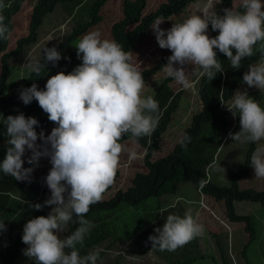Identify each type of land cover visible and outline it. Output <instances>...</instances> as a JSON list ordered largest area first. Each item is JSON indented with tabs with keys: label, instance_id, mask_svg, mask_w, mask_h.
Segmentation results:
<instances>
[{
	"label": "clouds",
	"instance_id": "obj_1",
	"mask_svg": "<svg viewBox=\"0 0 264 264\" xmlns=\"http://www.w3.org/2000/svg\"><path fill=\"white\" fill-rule=\"evenodd\" d=\"M214 0H206L200 14L182 23L173 24L168 30L160 25L165 22L157 17L152 30L161 49L172 55L162 67L167 77L184 89L192 88L185 66H197L200 75L208 80L224 72L217 59L218 49L231 62L233 69L241 67V61L254 55V47L264 42V2L242 0L243 12L224 9V15L214 11ZM5 4L0 0V9ZM6 17L0 15V40L11 35ZM209 24L218 35L210 38L206 33ZM82 63L71 73L60 72L51 76L45 90H38L33 83L20 90L19 99L29 105L33 100L55 125L51 133L37 134V119L23 113L8 116L6 132L9 137L5 158L0 162V172L17 181L31 182V174L41 158H48L52 167L45 178L51 196L43 204H28L35 211L51 207L47 217L28 220L23 228L22 242L28 247L24 255L35 264H97L99 250L81 256L76 248L83 246L92 225L85 218L92 205L103 201L107 190L114 185L121 157L128 160L139 158L135 143L140 137H150L159 124L158 102L152 96H144L146 87L139 62L133 61V53L124 51L114 40L101 39V33L85 34L75 47ZM235 52V54H234ZM62 59L56 47L43 50L45 63L29 62L25 66L40 74L46 63L54 67ZM67 59V57H64ZM174 65H178L175 67ZM243 84L264 92V59L249 65L243 75ZM233 117L239 116L241 130L229 132V138L241 143L258 145L252 153L250 165L255 177L264 179V108L248 95L247 90H237L226 106ZM130 136L135 143L132 148L121 143ZM42 141L37 144V140ZM190 137L184 135L179 143L183 146ZM31 155L24 168L22 157ZM198 183L203 186L206 181ZM79 225L64 239L70 223ZM0 231H6L0 222ZM157 235L149 236L153 247L175 251L204 234V226L194 217L191 209L183 217L167 216L163 228H156Z\"/></svg>",
	"mask_w": 264,
	"mask_h": 264
},
{
	"label": "trees",
	"instance_id": "obj_2",
	"mask_svg": "<svg viewBox=\"0 0 264 264\" xmlns=\"http://www.w3.org/2000/svg\"><path fill=\"white\" fill-rule=\"evenodd\" d=\"M24 1L3 0L5 7L0 9V15L6 17L5 23L8 25L10 33L13 29V17L19 12ZM107 1L34 0L31 5L28 35L20 38L16 42L15 48L10 52H6L8 39L0 40V162L5 158L9 147L7 143L9 137L6 132L7 117L23 113L26 118H35L33 112L35 100L29 105H25L19 99L20 90L31 87L33 83L38 85V90H45L46 82L51 76L60 72L67 75L73 71L72 58L74 53L72 52L71 44L75 39L102 21L101 9ZM148 1L124 0L122 2L121 17L112 24L110 37L111 40L119 43L124 51H131L135 45L147 36L157 17H163L167 20L198 0H166L154 10L146 12ZM233 1L219 0V9L215 11L217 15L222 17L224 9L243 12L242 4L233 8ZM57 7L61 8L72 22V27L63 40L57 45L51 46V48H57L61 53L62 59L57 62L55 67L51 63H46L38 76L30 72L23 85L19 89L14 90L11 81H9L11 75L10 60L21 55L25 48L38 41V30L45 19ZM218 34V31H213L209 24L207 35L210 38H214ZM214 51L217 53V59L221 62L224 72L217 73L212 81L208 80L206 76H200L197 80L196 94L200 99L201 109L192 115L190 123L182 133V137L187 135L190 140L183 146L179 142L176 143L167 155L152 161L154 153L159 149L160 137L167 129L179 99L178 92L175 93L170 87L171 79H165L157 86L153 98L159 105L158 115L160 119L158 127L150 137H140L136 141L144 150L143 164L146 172L135 173L127 189L118 190L110 199L91 206L85 218L92 227L85 236L83 246L76 245L81 256L99 250L97 264H121L125 254L121 253L119 246L128 245L130 239L141 236L140 232L153 224L158 215H151L146 220L140 219V222H142L134 227L133 232H131L130 227L128 229L120 227V233L111 224L115 212L123 206H138L149 198L159 199L165 195L174 196L179 183H195L199 186L201 194L223 203L225 215L230 223L244 224V232L248 233L249 240L243 245L240 256L245 264H251L245 257V250L252 238L254 239L251 217L237 214L234 204L237 202H251L257 203L264 208V190L241 189L239 186V181L249 175L251 169L250 160L252 153L256 149V144L246 143L242 164L232 174L229 185L218 186L213 184L211 179L205 175L203 168L208 166V170L215 162L229 137V131L224 124L223 127L216 129L215 131L217 132L212 135L204 133V129L218 122L223 123L226 113L221 109L222 105L231 100L232 95L243 81V75L248 70L249 65H254L264 59V42H260L254 47V55L252 57L241 61L239 69H233L231 62L218 49H214ZM64 57H67V59H64ZM167 58L163 57L160 64L153 69L142 71L144 81H146L148 76L161 70L166 65ZM37 61L42 64L45 63L43 55ZM254 100L256 101L257 99ZM257 102L264 108V94ZM38 122L39 126L35 128L36 132L55 126L54 123L48 120L47 114ZM129 139L132 138L126 136L120 142L122 143ZM193 142L196 144L200 142L198 146L201 150H198L197 146L193 145ZM4 144H7V147H4ZM30 167L31 165H27L25 168ZM202 179L206 181L203 186L198 183ZM50 196V190L44 187L40 179L37 181L31 180L30 183L27 181L22 182L0 172V222H3L6 227V231H0V264H13L20 255L21 249L28 247L22 242L23 228L28 220L40 216L47 217L49 214L51 207H44L41 211H35L23 201H28L33 205L37 203L43 204ZM154 210L158 212L160 210L159 206ZM77 227L79 225L75 223L74 216L73 222L61 233V239L71 235ZM214 234V238H217L218 233ZM147 246V248L142 250L135 247L137 250L134 254L139 256L146 255L150 249L149 245ZM217 247L221 264H237L235 259L230 256L227 241L223 246L218 244ZM110 253H115V255L110 256ZM209 258L212 262L219 263L213 256ZM193 263L194 261L189 259L177 261L173 264ZM29 264H35V261Z\"/></svg>",
	"mask_w": 264,
	"mask_h": 264
},
{
	"label": "rangeland",
	"instance_id": "obj_3",
	"mask_svg": "<svg viewBox=\"0 0 264 264\" xmlns=\"http://www.w3.org/2000/svg\"><path fill=\"white\" fill-rule=\"evenodd\" d=\"M33 1L34 0H25L19 12L13 17V29L8 38L6 52L12 51L16 46V42L20 38L28 35L29 17ZM123 1L124 0H108L101 9L102 21L90 28L85 34L98 31L101 33V39L111 40L110 28L112 24L121 17V5ZM165 1L166 0H149L145 11L150 12ZM262 2H264V0H262ZM205 3L206 0H198L181 12L165 20V22L160 25V28L166 31L170 29L173 24L182 23L187 18L200 14ZM214 3V11H216L219 9V0H214ZM239 4H242V0H234L233 8ZM152 26L147 36L130 51L133 53V61L139 62L141 72L153 69L160 64L163 57L172 55L170 50L161 49L159 47ZM71 27V20L59 7L45 19L43 25L38 30V41L25 48L21 55L11 59L9 62L11 70L9 81H11L14 90L19 89L23 85L28 74L31 72L25 65L29 62H36L43 55V50L45 48H51L52 45L60 43ZM85 34L75 39L71 44L72 52L74 53L72 58V70L82 63V60L77 57V49L75 47ZM174 66L178 67V65ZM185 68L188 70L189 79L192 83V88L190 89H184L181 85L176 83L174 79L167 77L162 69L148 76L145 81L146 87L143 93L145 97H153L157 86L165 79H171L170 87L175 93L178 92L179 97L176 110L172 114L171 121L166 131L160 137L159 149L154 153L152 161L167 155L173 149L175 144L181 139L184 129L190 123L192 115L201 109V102L196 94V82L201 76V70L197 66L192 65L185 66ZM245 89L250 97L257 99L256 101H259L264 94V92H260L256 88H248L242 81L237 90L244 91ZM230 101L223 104L221 108L226 113L224 115V121H222L223 123L218 122L214 125L207 126L204 129V133L212 135L214 132H217L215 131L216 129L223 127V124L226 125L228 131L233 134L241 130L239 116L234 118L226 107L230 104ZM33 112L37 120H40L46 114L39 107L37 101L34 103ZM56 126L57 125L37 131V134L44 131L45 136H47ZM41 143L42 141L38 139L37 144ZM122 143L132 148L135 146L136 142L134 143L132 139H129ZM261 143H264V141ZM198 144L193 142V145L195 147L197 146L198 150H201ZM257 146L258 145H256V147ZM4 147H7V144H4ZM245 148L246 142L241 143L228 137L215 162L208 170V166L203 168L205 175L208 176L215 185L228 186L232 174L236 172L242 164ZM137 151L140 153V156L136 160H128L127 154L121 157V167L117 172L115 183L105 193L103 200L110 199L118 190L123 191L127 189L135 173L146 172V168L143 164L144 150L139 146ZM30 155V152H26L25 156L22 157L25 161L23 165L24 168L29 165L27 163V158ZM31 167H33V165H31ZM51 167L52 165L48 158H41L31 174V180L37 181L40 179L44 187L48 188L45 178ZM239 186L241 189L253 188L254 190L261 191L264 190V179L255 177L254 169L251 167L249 175L239 181ZM168 204H173V206L168 207ZM157 206H159L160 210L155 212L154 209ZM234 207L237 214L249 215L251 217L254 239L252 238L249 242L245 250V257L251 264H264V208L257 203L251 202H237L234 204ZM189 209H191L194 217H198V222L204 226V234L175 251L160 250L159 247H153L152 242H150L148 238L149 236L157 235L154 229H162L168 215L175 214L183 217L185 212ZM51 210L50 208L49 213ZM151 215L158 216L153 224L140 232L141 236L133 239V244L130 242L128 245L119 246L121 253L125 254L121 264H173L177 261H186L189 259L194 261L193 264H221L217 245L223 246L226 241L231 258L235 259L237 264H245L243 258L240 256L243 245L249 240L248 233L244 232V224L230 223L225 215L223 203L201 194L197 184H177V197L165 195L159 199L149 198L138 206H123L115 212L111 224L120 233V227H126L127 229L130 227L131 232H133L134 227L142 222H140V219H149ZM214 233H218L217 238H214ZM58 235L61 238V233H58ZM147 245H149L150 249L146 255L139 256L134 254L137 250L135 247L142 250L147 248ZM26 248L27 247L21 249L20 255L13 264H29L34 261L24 255ZM114 255L115 253H110V256ZM207 255L208 257H206ZM211 256L219 263L212 262L209 258Z\"/></svg>",
	"mask_w": 264,
	"mask_h": 264
},
{
	"label": "crops",
	"instance_id": "obj_4",
	"mask_svg": "<svg viewBox=\"0 0 264 264\" xmlns=\"http://www.w3.org/2000/svg\"><path fill=\"white\" fill-rule=\"evenodd\" d=\"M176 189H177V188H176ZM174 196L177 197V191H176V194H175ZM171 206H173V204H168V207H171ZM133 239H134V238H132V239L129 241V242H131L132 244L134 243V242H133ZM129 242H128V243H129ZM136 248H137V247H136ZM138 249H139V248H138ZM139 250H141V249H139Z\"/></svg>",
	"mask_w": 264,
	"mask_h": 264
}]
</instances>
